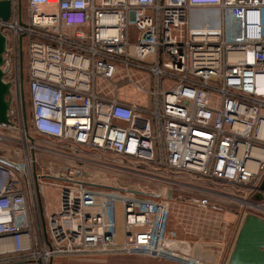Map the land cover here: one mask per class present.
I'll use <instances>...</instances> for the list:
<instances>
[{
  "label": "built area",
  "instance_id": "obj_1",
  "mask_svg": "<svg viewBox=\"0 0 264 264\" xmlns=\"http://www.w3.org/2000/svg\"><path fill=\"white\" fill-rule=\"evenodd\" d=\"M10 1L0 18L10 99L0 140L18 143L23 160L0 156V264L103 255L218 264L221 248L189 246L168 228L171 203L214 213L224 233L248 212L264 218V0ZM197 7H214L215 18L192 21ZM70 148L161 173L178 193L107 186L79 164L37 170L33 151ZM45 180L58 189L49 213Z\"/></svg>",
  "mask_w": 264,
  "mask_h": 264
},
{
  "label": "rangeland",
  "instance_id": "obj_2",
  "mask_svg": "<svg viewBox=\"0 0 264 264\" xmlns=\"http://www.w3.org/2000/svg\"><path fill=\"white\" fill-rule=\"evenodd\" d=\"M22 7L25 9V0H21ZM191 15V20L195 21L196 16ZM27 98V97H26ZM29 106V100H26ZM28 110V108H27ZM29 123V118H28ZM5 132V131H4ZM8 134L18 137V132L12 130L7 131ZM39 146L53 150L63 151L68 146L65 143L52 141L50 139L35 138ZM67 151V150H65ZM35 152L36 168L42 173H56L59 165L79 164L86 169L91 179L96 182L103 183L111 187H125L128 189H142L147 192H158L165 195L170 192L178 193L179 187H174L163 181V175L158 172H146V174H132L125 168L130 167L125 161L116 158L113 155H106L110 164L108 166L103 162L104 159L99 153L70 148V156L58 155L55 152H48L43 149H38ZM0 156L9 160H23L22 150L18 143L7 140H0ZM83 157L90 160H80L77 157ZM75 157V158H74ZM102 160V161H101ZM117 165L122 167L118 168ZM124 167V168H123ZM162 179V180H161ZM45 184L41 186L40 205L45 213L54 211L58 205V189L53 182L45 180ZM171 188V189H170ZM174 195V194H172ZM172 211L169 218V229H175L178 239L183 240V243L191 246L194 243L203 242L206 246L203 247L210 250L211 253L222 249L221 256L218 259V264H226L229 254L234 245L238 229L241 221H232L223 231L224 226L220 223V218L209 211H202L195 207H189L182 203H171ZM237 206V205H236ZM228 210L235 209V204L230 203ZM123 215L121 206L116 204L115 208V230L117 238L120 240L123 236ZM224 241L221 246L216 237H222ZM217 254V253H216ZM51 264H182L160 258H153L143 255H119V256H79V257H61L56 258Z\"/></svg>",
  "mask_w": 264,
  "mask_h": 264
},
{
  "label": "water",
  "instance_id": "obj_3",
  "mask_svg": "<svg viewBox=\"0 0 264 264\" xmlns=\"http://www.w3.org/2000/svg\"><path fill=\"white\" fill-rule=\"evenodd\" d=\"M10 13L11 1L0 0V18L6 21ZM5 44V36L0 33V124L9 123L10 108L9 83L3 81L1 69ZM260 189L264 191V178ZM260 198V194L254 196L256 200ZM194 254L201 255L206 261L212 260L209 251L201 252L195 249ZM226 264H264V218L252 212L244 215Z\"/></svg>",
  "mask_w": 264,
  "mask_h": 264
},
{
  "label": "crops",
  "instance_id": "obj_4",
  "mask_svg": "<svg viewBox=\"0 0 264 264\" xmlns=\"http://www.w3.org/2000/svg\"><path fill=\"white\" fill-rule=\"evenodd\" d=\"M193 16L197 17V20L201 19H212L216 16V10L214 7L211 8H194L191 12Z\"/></svg>",
  "mask_w": 264,
  "mask_h": 264
}]
</instances>
